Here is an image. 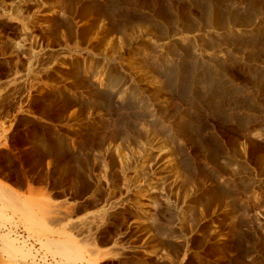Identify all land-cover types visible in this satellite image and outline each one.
Returning <instances> with one entry per match:
<instances>
[{"label":"rangeland","instance_id":"1","mask_svg":"<svg viewBox=\"0 0 264 264\" xmlns=\"http://www.w3.org/2000/svg\"><path fill=\"white\" fill-rule=\"evenodd\" d=\"M11 133L1 174L97 211L0 183V264H264V0H0Z\"/></svg>","mask_w":264,"mask_h":264},{"label":"crops","instance_id":"2","mask_svg":"<svg viewBox=\"0 0 264 264\" xmlns=\"http://www.w3.org/2000/svg\"><path fill=\"white\" fill-rule=\"evenodd\" d=\"M10 125L7 123V127H9ZM14 134L15 133H11L10 135H8L7 137L8 148L3 144L2 147L0 148L1 151H5V149L6 150L8 149L11 152L16 151V148L14 146V139H15V136H13ZM26 151H28V149H26ZM27 179L24 180L23 182H14L4 174L0 173V183L2 185L3 190L8 194L11 195L17 194L20 199H24L28 197L31 198L34 202L45 203L48 204L49 206L52 203V207L54 206L62 209L66 207H70L73 214V221L82 219L83 217H86L89 214L97 211V210H92L84 213L77 205L78 201L75 202L68 201V197L66 193L60 194V192L50 190L47 186H44L42 183L35 184L32 183L31 180L27 182Z\"/></svg>","mask_w":264,"mask_h":264}]
</instances>
